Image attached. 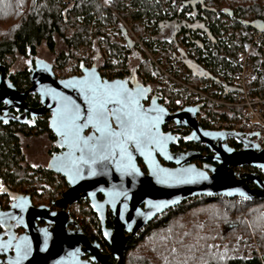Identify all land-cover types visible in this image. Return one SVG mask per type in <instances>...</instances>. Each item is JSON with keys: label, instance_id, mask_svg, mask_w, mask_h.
I'll return each mask as SVG.
<instances>
[{"label": "water", "instance_id": "95a60500", "mask_svg": "<svg viewBox=\"0 0 264 264\" xmlns=\"http://www.w3.org/2000/svg\"><path fill=\"white\" fill-rule=\"evenodd\" d=\"M81 72L59 80L52 65L37 58L29 72V87L17 91L6 85L0 65V102L32 116L49 115L48 129L56 135L61 151L48 169L63 176L68 185L52 203L58 210L35 206L29 196L8 210L0 209V223L13 220L24 229L17 239H3L0 234V264H121L129 240L187 198H264V178L259 172L233 169L247 165L264 171V146L238 131L203 128L196 119L200 105L169 112L157 96L148 100L149 85L131 84L132 76L108 80L94 65L82 67ZM28 93L38 97V107L27 106ZM168 122L187 128L185 139L204 144L211 153L171 152L170 145L180 137L162 131ZM251 135L258 137L257 132ZM229 139L240 147H231ZM157 155L173 166L161 164ZM194 159H208L212 164L197 166L191 162ZM79 199L88 200L109 245L108 253L69 216L67 208ZM107 211L110 227L106 226ZM39 221L44 224L38 225Z\"/></svg>", "mask_w": 264, "mask_h": 264}, {"label": "trees", "instance_id": "16d2710c", "mask_svg": "<svg viewBox=\"0 0 264 264\" xmlns=\"http://www.w3.org/2000/svg\"><path fill=\"white\" fill-rule=\"evenodd\" d=\"M162 1L153 0L149 3L148 0H133L136 5L133 18L137 24H134L132 30L141 43L154 52L158 46L163 45L161 47L163 48V60L168 63L166 66L168 71L182 76L193 86L208 84L211 79L222 84H229L230 75L235 72L237 66L231 64L226 56H221L222 53H230L232 48L228 42L230 39L226 40L223 37L227 26L221 18L228 16L232 21L231 27L245 30L244 36L241 37V48L244 50L245 45L252 38V33L258 28H264V3L258 4L256 0H249V4L244 0H172L166 9L163 8ZM108 2L113 8L120 9L116 13L123 18L122 12L124 11L121 8L125 7L120 0H108ZM95 4L96 1L93 0H75L70 5H66L65 0H0V15H3L0 20V62L9 66L18 58L26 61V66L14 76L15 85L25 88L30 84L29 69L38 58L37 47L40 44L45 43L46 47L53 51L56 39L63 41L66 50H62L55 58L53 66L56 67H63L73 56L74 49L89 44L95 49V53L93 50L94 55L90 54L93 63L89 61L88 66H91L97 64V59L103 57V50L100 46V42L103 41L104 47L109 50L110 54L106 58L103 57L102 63L96 66L97 69L118 67L120 78L125 77L126 74H134L144 83H153L159 102L174 100L176 95L171 92L168 81L164 75L163 83L159 79L156 80L159 71L146 59L137 41L128 36V32L119 24V20L108 10L109 8L100 6L101 11L108 13L107 16H101ZM246 12L249 15H245ZM95 13H98V19L105 21L108 18L120 25L123 45L110 43L109 36L101 30L99 23L101 20L97 21L96 30L89 39ZM195 22H198V28L195 30L187 27L188 23ZM177 23L181 24L180 32L184 49L179 45V40L175 39L177 34L174 37L175 40L159 39L155 36L167 26L172 25L174 31L179 29L176 27ZM143 24L146 25L145 28L142 27ZM122 31L125 32L127 41ZM177 32L179 31L175 33ZM183 52L186 53L190 66L188 68L184 63L185 72L178 69L173 59ZM261 55V44L255 45L251 53L252 63L257 67L254 83L264 92V81L260 78L263 76L258 69L262 63ZM130 58H137L138 63L130 67L128 61ZM83 61H79L78 67ZM152 65L156 71L150 70ZM193 65H202L206 75L200 77L193 73ZM222 93L225 94L223 91ZM28 100L36 103L37 96H31ZM203 110L211 113L212 105L205 102ZM223 116L228 117L229 115L224 113ZM201 126L207 127L204 124ZM47 129V119H45L38 120L29 131L40 133ZM6 133L5 140H1L0 137V142L3 144L0 146V162L5 161L6 166H12L23 157L16 139L12 138L10 131L7 130ZM231 143L235 142L231 140ZM243 168L254 169L249 166ZM6 173L11 174L10 167L6 168ZM23 173L25 182L32 178L27 174L26 169ZM47 182H49L48 179ZM47 187L46 183L42 189L48 191ZM80 202L85 204L90 216V221L82 219L84 222L81 224L82 230L92 241L101 239L98 242H100L102 251H109L108 243L101 238L100 224L96 215L85 201ZM262 203H264V198L239 200L238 197L197 196L186 199L181 204L167 209L140 229L129 240L121 264H264V211L261 205H258ZM213 208L219 213V220L216 217L210 220L199 214L202 210ZM72 216L77 215L72 212ZM107 216L109 225L112 219L110 214ZM212 222L218 223L219 231L212 234L204 232V226L208 224L207 227H211ZM91 223L96 225L95 231ZM168 226L173 229L171 236H168L170 234ZM162 228L163 237L159 238L158 231ZM239 229H246L244 237L238 236ZM169 237H172L170 241ZM180 241H184L182 245L179 244ZM130 250L136 254L130 253ZM110 257L114 263L116 260L111 255Z\"/></svg>", "mask_w": 264, "mask_h": 264}, {"label": "flooded vegetation", "instance_id": "af4514ba", "mask_svg": "<svg viewBox=\"0 0 264 264\" xmlns=\"http://www.w3.org/2000/svg\"><path fill=\"white\" fill-rule=\"evenodd\" d=\"M193 15H194V13H193ZM197 24H198V22H195L192 24L188 23L187 27L188 28L190 27V28H192V30H195L196 28H198ZM180 26H181V24L177 23L176 27L179 29H176L175 31L170 30L171 31L170 32L171 33L170 39L164 37L165 31H163V38L166 40H175V39L179 40V43H180L179 45H181L182 49H184V46H183L184 43H182V40H181L182 33L180 32V30H181ZM176 31H179V32L175 33ZM161 33H162V31H161ZM197 33H198V31H197ZM176 34H177V36L175 37ZM174 37H175V39H174ZM173 59L177 63L176 65L178 66V69H180L181 71L185 72V70H186L184 68V63L187 65L188 68H190V66L188 64L189 59H188L186 53L183 52L181 55H179L177 57H173ZM20 60L23 62H26L25 59H23V58ZM0 65H4V80H5L6 85L8 87L15 88L17 91H24L29 87L30 84L25 88L17 87V85H15L16 80H15L14 76L17 75V73L20 71V69L23 68V66L20 68H16V67L14 68V66H15L14 61L9 66H6L5 64H3L1 62H0ZM167 65H168V63L165 61V66H167ZM30 69H31V67H30ZM30 69H29V71H30ZM192 71H193V73H195L196 75H198L200 77H203L204 75H206V71L202 68V65H193ZM127 76L133 77L132 81L130 82L131 84L134 83V81L135 82L137 81V82L142 83L144 85H149L150 91L148 94V100L152 96H155V95L157 96V91L155 90V88H154L155 85L153 83H148V82L144 83L138 76H136L134 74H132V75L126 74L125 77H127ZM211 81L217 82L216 80H212V79H211ZM217 83H219V82H217ZM31 96L36 97V95L33 93H28L27 96L25 97V101H26L27 106L30 108L38 107L40 104L38 97H37L36 103H31L28 100L29 98H31ZM148 100L144 102L145 105L148 104ZM48 116L49 115L47 113H45L44 115H41V116H32L30 114V112L24 113L23 108L10 107L4 101L0 102V137H1V140L2 139L5 140L4 136L7 134L6 131L7 130L10 131L12 138L16 139V143L18 144V149L20 151L21 156L23 157V159L17 160L16 165H12V166L11 165L6 166L5 161L0 162V163H2V164H0V209L3 211L8 210L11 204L21 201L25 196H29L31 203L35 206L47 205L50 207L51 210H58L59 209V207L57 205H52V203L61 197V194L67 189L68 185H67L66 180L63 176H61L60 174L55 173L54 171L48 169L49 163L51 162L53 157L56 156L57 153H59L61 151L59 145L57 144V137L49 129H47L46 131L40 132V133H30V131H29L30 128H32L34 125L37 124L38 120L47 119V128H48ZM162 131L170 132V133L176 134L180 137L177 140L176 144L170 145V151L173 153L174 152L182 153V152H187V151H199L203 154H210L211 153V151L208 148H206L204 144L195 143V142H192V141L185 139V137L189 133V130L187 128L178 127L175 124H173L172 122H168L162 126ZM243 136H247V139H249V140H253V141L256 140V135H251V132L241 131V137H243ZM40 138H44V140L46 142H48V144H49L48 149H46V151H45L46 162L44 164L36 163V162H28L26 155H25L24 147H25V145H27V143L29 144L31 141H33L35 139L39 140ZM231 140H233V139L228 140L229 144L231 143ZM233 142H235V143H233V144L231 143L230 144L231 147H234V148L240 147L239 143H237L234 140H233ZM1 145H3L2 142H0V146ZM157 156H158V159L161 162V164H164L167 166H173V164H171V163L163 162V159L160 157V155H157ZM137 162H138L141 170L143 172H146V168L143 165L141 159L138 158ZM191 162L195 163L197 166L212 164V162L208 159H205V160L194 159ZM7 167L11 168V174L10 175H8L6 173ZM24 169H26L27 174L31 175V177H32L31 179L27 180L26 182L23 179ZM238 170L257 171L256 168L249 170V169H244L243 167L239 168ZM259 173H260L261 177L264 178V171H260ZM47 179L49 180V182H47ZM46 183L48 184V187H47L48 191L42 189V186ZM57 185H58V187L61 188L59 191H57L55 189ZM50 188H52V189H50ZM37 198H41L42 201L36 202ZM98 198L101 199V195H98ZM80 201H85L88 204L87 199H79V200L75 201L74 203H72L71 205L78 203ZM70 206L67 208L69 211V216H71L77 220V217L72 216V211L70 210ZM108 214H110V217H111L110 211H107V215ZM107 215H106V226L110 227L111 223L108 225V222H107L108 216ZM77 222L79 223V220H77ZM43 224H44L43 221L38 222V225H43ZM79 225L81 227L80 223H79ZM23 233H24V229L22 227H20L19 224L17 222H14L13 220H10L6 223H0V234H2L3 239H9V238L17 239ZM101 238L103 239L102 233H101ZM100 240L101 239H99L98 241H100ZM108 252L109 251H107V253ZM84 257H87V255H85Z\"/></svg>", "mask_w": 264, "mask_h": 264}, {"label": "rangeland", "instance_id": "374dc122", "mask_svg": "<svg viewBox=\"0 0 264 264\" xmlns=\"http://www.w3.org/2000/svg\"><path fill=\"white\" fill-rule=\"evenodd\" d=\"M93 1H96L95 8L98 11H100L99 14L101 16L102 15L107 16L108 13L101 11L100 6H102V7L104 6L105 8H109L108 10H110L116 16V18L120 22L119 24H121V26L128 32V36L132 37L134 40L137 41L138 47L143 51L144 55L146 56V59H148V61L151 64H153L156 67V69L159 71V74L156 75V78H157L156 80L159 79L163 83V70L165 69L166 71H168V69L165 66V61L163 60V48H161L163 45L158 46L157 50L155 52L151 51L150 49H148V47L145 44L143 45L141 43L140 39L138 38V36H136L133 33L132 27L134 26V24H137V21L133 18L134 10H136V5L133 3V0H120V3L125 7V8H121V10L124 11V12H122L124 15L123 18L119 17L120 15H117V13H116V11L118 12V10H120V9L119 8H113L111 5H109L108 0H93ZM152 1L153 0H148L149 3H151ZM244 1L247 4L250 3L249 0H244ZM162 2H163V8L165 7L167 9L169 7V3L172 2V0H163ZM256 2L258 4L262 5L264 3V0H256ZM241 3H243V2H241ZM97 14L98 13H95V17L93 18L94 20L92 22V27L90 28L89 39L92 38V34L96 30L95 25H96L97 21L99 22V20H101V19H98ZM245 15H249V13L246 12ZM2 16L3 15H0V20H2ZM221 19H222V22L226 23V26H227L223 36L226 40L230 39V41H228V42H230V45L232 46L230 53L225 52V53H222L221 56H223V57L226 56V58L231 62V64H235L236 62L238 63L240 61V55L244 52V50L241 48V37L244 36L245 30L242 28L234 29L233 27H231L232 21L230 20V18L228 16H224ZM107 21H110V22L106 23ZM5 22H7V21H5ZM99 23L101 24L102 32L105 31L106 34L109 36L110 43L117 44V45H123L124 44L123 37H122L121 32L119 30L120 25L118 23H114L111 21V19H108V18L105 21L101 20ZM3 24L6 25V23H3ZM145 26L146 25L143 24L142 27L145 28ZM3 27L5 28L7 26H3ZM170 30H174V27L173 26H167L164 28V30L162 29V33L161 32L159 34L157 33L155 36L158 37L159 39H163V31H165L164 37L170 39V36H171ZM0 35H1V30H0ZM252 36L253 37L251 38V40H254L256 38V36L258 37L257 42L259 44L264 40V33L261 36H258L257 32L254 31L252 33ZM100 46L103 50V52H102L103 57L104 58L108 57V54H110V52H108L109 50H107L104 47L103 41L100 42ZM83 47H85V49ZM62 50H66L65 45L61 39L57 38L55 41L53 51L49 50L46 47L45 43H42L37 47V56L41 60L54 65L55 64L54 63L55 58L59 55V53ZM93 50L95 53V49H93L92 46L89 44L88 45H82L79 48L74 49L73 50V56L70 57L69 61L63 67H74V68L78 67L79 66L78 63L80 60H84L82 63L83 66L89 67L88 66L89 61L93 63L92 56H90V54L93 53ZM94 53H93V55H94ZM103 57H102V59L101 58L97 59V62H96L97 64H94V65L99 66L102 63V60L104 59ZM128 61H129L130 67L135 66L138 63L137 58H130ZM14 64H15L14 68L15 67L20 68V67H22V66L24 67L26 65V63L21 61L19 58H18V60L14 61ZM153 65H152L150 70L156 71L155 68L153 67ZM59 68H61V67H59ZM260 78L264 81V74H263V78L262 77H260ZM48 145H49L48 142H46L44 140V138H40L39 140L35 139V140L31 141L29 144L27 143V145H25V147H24V149H25L24 151H25L27 161L44 164L46 162L45 151H46V149H48ZM55 189L57 191H59L61 188L58 187V185H57ZM39 201H42L41 198L36 199V202H39ZM262 204H264V203H262ZM262 204H258V205H261V208L264 211V205H262ZM70 210L72 212L76 213L77 216H75V217H77V220H79L80 224H84V222L82 221L83 218L85 219L84 221H87V220L90 221V216L88 214L89 212H88V209L84 203H82V202L75 203V204L70 206ZM199 214H202V216H204V217H208L210 220L214 219L215 217L218 220L220 219L219 213L214 208L211 210H209V209L202 210ZM243 217H245V215H243ZM209 219L207 221L208 223L210 222ZM91 226L95 231L96 225L91 223ZM207 226H208V224H206V226H204L203 231L204 232L206 231L208 234L217 233V231H219L218 230L219 225L217 222H212L210 224L211 227H207ZM168 227H170V229L168 228V231L170 233V234L168 233L169 234L168 236H171V234H172L171 231H173V229H171V226H168ZM245 231H246V229H239L238 230V236L244 237ZM158 232L160 234L159 238L163 237V228L161 230H159ZM156 235H157V233L155 232V236ZM171 238L172 237H169V241ZM183 242L184 241H180L179 244L182 245ZM131 252H133V250H130V253ZM133 254H136V252H133Z\"/></svg>", "mask_w": 264, "mask_h": 264}, {"label": "built area", "instance_id": "2783aa9c", "mask_svg": "<svg viewBox=\"0 0 264 264\" xmlns=\"http://www.w3.org/2000/svg\"><path fill=\"white\" fill-rule=\"evenodd\" d=\"M75 0H65L66 5H70ZM263 30L257 32L258 36L263 34ZM257 36L251 42L250 46L241 54L238 65L240 69L235 78L229 84H220V95L217 92H204L203 85L198 87L188 83L182 76L163 70V75L168 81L171 92L176 95L174 100H164L161 105L169 112L180 111L185 107H193L201 102H208L212 105V112L208 113L199 108L196 119L199 124L206 125L210 130H234L238 132L258 133L255 142L264 146V92L255 85L256 69L252 65V56L250 51L252 43L257 41ZM262 56L260 73L264 74V42L262 44ZM54 77L63 79L73 75H80L82 72L78 69L73 71L71 68L65 70L53 69ZM102 78L113 79L120 78L119 68H108L100 70ZM225 92L224 93H222ZM226 113L229 116L224 117Z\"/></svg>", "mask_w": 264, "mask_h": 264}, {"label": "bare ground", "instance_id": "6f19581e", "mask_svg": "<svg viewBox=\"0 0 264 264\" xmlns=\"http://www.w3.org/2000/svg\"><path fill=\"white\" fill-rule=\"evenodd\" d=\"M260 30H263L264 31V28H258V30H256L255 32H258V31H260ZM264 33V32H263ZM122 34H123V36H124V38L126 37L125 36V32L124 31H122ZM224 37V36H223ZM253 37V36H252ZM128 39H127V37H126V41H127ZM136 41V40H135ZM251 42H253V40H251L250 39V41L249 42H247V44L245 45V47H244V51L245 50H247V48L250 46V44H251ZM263 42H264V40L260 43L261 44V50H262V44H263ZM255 45H259V43L257 42V41H255V43H252V49H251V51H250V54L252 53V51H253V49H254V46ZM84 49H85V47H83ZM262 53H263V51H262ZM262 56V55H261ZM240 58H241V55H240ZM251 63H252V59H251ZM52 65V64H51ZM94 65V64H93ZM235 65L237 66V69L235 70V72H233L231 75H230V79L229 80H232V79H234L235 78V76H236V74L238 73V71H239V69H240V66L238 65V63L236 62L235 63ZM252 65H254L255 66V64H253L252 63ZM4 66V65H3ZM92 66V65H91ZM95 66V65H94ZM82 67H84L82 64L80 65V67H61V68H59V67H56V66H53L52 65V72H53V69L55 68V69H57V70H65V69H67V68H71L73 71H77L78 69L81 71V68ZM87 67V66H86ZM90 67V66H89ZM96 67V66H95ZM108 68L109 67H107V68H99V69H97V67H96V69L98 70V71H100V70H108ZM114 68H116V67H114ZM259 68H260V66H259ZM258 68V69H259ZM255 69H257L256 68V66H255ZM30 72V71H29ZM168 72H170V73H173V72H171V71H168ZM174 74V73H173ZM73 76H77V75H73ZM28 77H29V75H28ZM69 77H71V76H69ZM56 78V77H55ZM66 78H68V77H66ZM118 78V77H117ZM56 79H58V78H56ZM63 79H65V78H63ZM113 79H116V78H113ZM113 79H110V80H113ZM59 80H62V79H59ZM30 82V81H29ZM203 85V88H204V92H217V93H215V95H220V93L218 92V91H220L221 90V88H220V84L219 83H217V82H214V81H210V82H208V84H202ZM204 103L205 102H201V103H198V104H196V105H200V109H203V105H204ZM195 105V106H196ZM212 111V110H211ZM174 124V123H173ZM201 125V124H200ZM206 129V128H205ZM234 148V147H233ZM239 148V147H238ZM238 148H235V149H238ZM245 166H247V165H245ZM242 167H244V166H242ZM242 167H233V169L234 170H236V171H242V170H237V169H239V168H242ZM250 167V166H249ZM256 172H260L258 169H257V171ZM197 197V196H196ZM191 198H193V197H191ZM239 198V200L240 199H244V200H247V199H245V198H243V197H238ZM187 199H189V198H187ZM90 207V206H89ZM93 241H95V240H93Z\"/></svg>", "mask_w": 264, "mask_h": 264}]
</instances>
